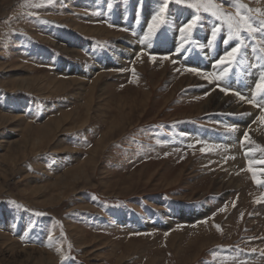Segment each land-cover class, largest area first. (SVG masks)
I'll return each mask as SVG.
<instances>
[{
  "label": "rangeland",
  "instance_id": "1",
  "mask_svg": "<svg viewBox=\"0 0 264 264\" xmlns=\"http://www.w3.org/2000/svg\"><path fill=\"white\" fill-rule=\"evenodd\" d=\"M242 2L264 10V0ZM165 3V22L146 40L160 58L145 57L143 70L140 41ZM194 14L197 26L181 33ZM229 32L225 19L176 0H0V264H264V184L253 180L264 179V156L248 171L244 136L235 144L220 120L249 104L226 88L241 112L203 106L208 94L223 96L218 52L249 42L251 67L262 61L264 30L255 42ZM171 34L194 39L183 56L192 66L175 61L177 49L163 52ZM207 55L215 65L202 68ZM238 55L229 70L242 67ZM252 141L250 157L264 155V139ZM184 208L203 212L178 216Z\"/></svg>",
  "mask_w": 264,
  "mask_h": 264
},
{
  "label": "snow or ice",
  "instance_id": "2",
  "mask_svg": "<svg viewBox=\"0 0 264 264\" xmlns=\"http://www.w3.org/2000/svg\"><path fill=\"white\" fill-rule=\"evenodd\" d=\"M178 4H187L189 8L195 9L197 13L203 11L205 13H211L212 16L219 19H225L228 24V28L230 32L235 35L237 38L241 37V33H247L248 36L255 39V36L258 32L264 30V10L260 8L252 9L249 8L248 5L244 4L242 0H220V3H216L215 0H176ZM229 3L232 5L236 11L226 12L223 10V4ZM38 6V5H37ZM167 8V3L163 7L159 9V11L152 16L151 21L147 25V31L144 33V36L141 38V44L146 40H150L151 37L157 34V29L161 27V25L165 22V11ZM241 10H244L243 12ZM198 16L193 15L192 19L189 20L186 24H184L179 31L181 33L191 34L193 29L197 26ZM259 25L257 27L256 25ZM220 31L219 27H214L212 30V36L215 38L216 33ZM187 42V41H185ZM227 43V41H225ZM261 45L259 46V52L264 55V37L261 38ZM183 45H181L182 47ZM242 45L240 43H236L234 47L231 48L230 51H227L223 56L216 61L217 65H224V71L219 75L215 76V80L223 79L225 75H227L229 69L232 67L233 63L237 61L238 54L241 52ZM179 48L177 51L179 52ZM255 50V49H254ZM168 57H164L167 59ZM174 62V61H173ZM192 72H197L198 69L191 68L188 69ZM211 82V81H210ZM222 91H226V89H221ZM264 93V74L259 77L258 82L255 85V90L252 92V99L247 102L253 104L254 107L259 108L261 115L258 119L261 122H264V102L258 103L256 97ZM236 95H240L236 93ZM241 100L246 99L244 96H240ZM231 131H236L235 128L230 129ZM244 141H248L250 143H254V141L249 140L248 132L244 134ZM211 150V149H208ZM264 151V148L260 149ZM201 151H205V149H201ZM248 171L252 172V168L249 167ZM253 180L257 184H264V179H256L255 173H253ZM223 211V209H221ZM219 227V226H217Z\"/></svg>",
  "mask_w": 264,
  "mask_h": 264
},
{
  "label": "bare ground",
  "instance_id": "3",
  "mask_svg": "<svg viewBox=\"0 0 264 264\" xmlns=\"http://www.w3.org/2000/svg\"><path fill=\"white\" fill-rule=\"evenodd\" d=\"M251 2V1H250ZM253 2H255V1H253ZM252 2V3H253ZM263 4V3H262ZM229 7V6H228ZM254 7V6H253ZM260 8V7H259ZM263 8V7H262ZM227 10V9H226ZM79 28H82V29H84L86 32H90V31H95L96 32V34L97 35H106V34H109V33H107V29L105 30V32L103 33L102 31H104V30H102V29H98V28H93V29H87L85 26H79ZM143 34V33H142ZM178 35V34H177ZM180 35V34H179ZM107 36V35H106ZM248 38H249V36H248ZM210 40V39H209ZM150 41V40H149ZM147 42L148 41H144V43L143 44H140V49H145V46H146V44H147ZM252 42V41H251ZM154 43V42H153ZM153 43H152V45H153ZM168 43V42H167ZM247 43H249V42H247ZM246 43V44H247ZM203 44V43H202ZM160 46V45H159ZM169 46V45H168ZM171 46V45H170ZM169 46V47H170ZM255 48V47H254ZM138 49V48H137ZM161 49V48H160ZM256 50V49H255ZM129 51H131V50H129ZM135 51V50H134ZM192 51V50H191ZM191 51H189V52H191ZM205 51V50H204ZM210 51V50H209ZM132 52V51H131ZM143 54H144V52H142ZM142 53H140V52H138L136 55H139V54H142ZM258 53V52H257ZM129 54H131V53H129ZM163 54V53H162ZM211 54V53H210ZM242 54V53H241ZM212 55V54H211ZM211 55H207V60L201 65V67L202 68H204V65H208V68H211V66L213 67V65H215V63H214V59H213V56H211ZM256 55V54H255ZM215 56V55H214ZM261 56V55H260ZM164 57H166V55L164 56ZM135 58H137V57H133V59H135ZM196 58V57H195ZM216 59V58H215ZM257 60V59H256ZM162 61V60H161ZM137 64H140V66L141 67H143L144 69L143 70H145L146 68V62H145V60H144V58H139L137 61ZM164 62V61H163ZM216 62V61H215ZM253 62V61H252ZM254 62H256V61H254ZM137 66V65H136ZM234 66V65H233ZM260 66V65H259ZM138 67V66H137ZM215 67V66H214ZM217 67V66H216ZM225 67V66H224ZM254 67V66H253ZM140 68V67H139ZM161 69L160 70H157V71H155V73L158 75V77H159V82H160V80L161 79H163L164 78V75L166 74V71H167V65L164 63V64H162L161 65V67H160ZM173 68V67H172ZM217 68H219V67H217ZM143 70H141V71H143ZM147 70V69H146ZM211 71V70H210ZM210 71H209V73H210ZM212 72V71H211ZM215 72L216 73H220V70H215ZM241 72V71H240ZM213 73V72H212ZM103 74H101L100 76L98 75H96L97 76V78H99V77H101ZM188 76V75H187ZM207 76H208V74H207ZM197 77V76H196ZM184 79H187L188 81L190 80V82H191V77L190 78H188V77H183ZM207 78V77H206ZM95 80V79H94ZM97 80V79H96ZM201 81V80H200ZM158 82V83H159ZM205 82V81H204ZM211 82H213V81H211ZM68 83V82H67ZM66 83V84H67ZM78 83V82H77ZM94 83V82H93ZM97 84V83H96ZM215 84V83H214ZM222 84V83H221ZM206 85V84H205ZM211 85V84H210ZM173 87H174V89L176 88H180L181 87V84L179 83V84H177V85H172ZM208 86V85H207ZM220 86V85H219ZM215 87V86H214ZM214 87H212V88H214ZM221 87V86H220ZM224 86H222V88H223ZM65 88V87H64ZM93 89H95V87H89V91H91V94L93 93ZM206 90H207V87H206ZM205 90V91H206ZM204 91V90H203ZM212 91V90H211ZM217 91V90H216ZM221 91V90H220ZM200 92V91H199ZM231 92V91H230ZM233 92V91H232ZM202 93H204V92H202ZM221 93V92H220ZM218 91L217 92H213V93H211V94H208V96H207V98L206 99H204L203 100V106L205 107V109L206 108H214V109H217V110H220V108H225V109H227V110H229L230 112H236V113H238L237 111L239 110V106H237L235 103H234V101H233V99L232 100H229L228 98H230V97H227L226 98V96H222L221 94H220ZM229 93V92H228ZM234 94V93H233ZM240 94V93H239ZM235 95V94H234ZM246 95V94H245ZM240 96V95H239ZM232 97V96H231ZM240 99V98H239ZM240 101H242V100H240ZM239 102V101H238ZM237 103V102H236ZM241 108V107H240ZM202 109V108H201ZM246 109V108H245ZM244 109V110H245ZM249 113H247V114H244V115H241V116H237V115H235V118L233 119V118H230L229 119V121L230 122H232V123H234V126H235V129H236V131L234 132V134H236V135H234L233 134V136H232V139L235 141V144H236V142L239 140V138L240 139H242L243 138V134H245V132H248V134H249V140L250 141H252V140H255V141H257V142H259V143H262L261 142V140H263L264 138H263V136H264V122H261L259 119H258V121L256 122V118L254 119V117H256V113H255V110L254 109H252V108H250L249 107ZM213 110V109H212ZM242 110V109H241ZM205 111V110H204ZM215 111V110H214ZM240 111V110H239ZM241 112V111H240ZM200 113H202V112H200ZM250 115H253L250 119H248V117L250 116ZM221 116V115H220ZM12 118V117H11ZM221 119V118H220ZM253 120V121H252ZM223 121V120H222ZM55 122H56V120L55 121H53L52 122V124L54 125L55 124ZM51 123V122H50ZM60 122H57L55 125L56 126H58V124H59ZM222 123V122H221ZM254 124H256L255 126H254ZM214 125V124H213ZM241 127H243V131L241 132V130H240V128ZM48 128V126H46V127H43L42 129H40V133H45L46 132V129ZM192 129V128H191ZM189 130V129H188ZM193 130V129H192ZM183 131V130H182ZM109 132V131H108ZM194 132V131H193ZM231 132H233V131H231ZM208 134V133H207ZM228 134V133H227ZM237 134H238V136H237ZM29 135V134H28ZM43 135V134H42ZM225 135V134H224ZM27 137V136H26ZM219 141H222L223 143H226L225 141H229L228 139H227V135L225 136V138H223V140H221V136L219 137ZM244 139V138H243ZM242 139V140H243ZM227 144V143H226ZM232 144H233V142H232ZM223 145H225V144H223ZM228 145V144H227ZM237 147H239V149L240 150H242V152H243V150H245V152H243L244 154H245V158L248 160V165H249V167H252L253 166V162H250L252 159H255V158H259V160L262 158V156H264V155H261V154H259L258 153V155H254V158L253 157H250L251 156V153H249V150H250V144H249V142L248 141H244L243 140V144L242 143H238L237 142ZM240 146H241V148H240ZM253 148V147H252ZM251 148V149H252ZM256 149V148H255ZM21 150V149H20ZM240 150H239V152H240ZM223 153V152H222ZM241 153V152H240ZM242 154V153H241ZM20 158V157H19ZM233 159H234V157H233ZM239 159V158H238ZM233 161V160H232ZM244 161V160H243ZM254 161V160H253ZM258 172V171H257ZM62 178V177H61ZM229 178V180H230V178L231 177H228ZM240 177H236V180H239V181H242V182H244L245 180L243 179V180H240L239 179ZM232 179V178H231ZM65 183V182H64ZM239 183V182H238ZM236 186V185H235ZM194 213H196V212H194ZM193 213V214H194ZM30 254V253H29ZM43 260L44 259H39L38 261L40 262V263H42L43 262Z\"/></svg>",
  "mask_w": 264,
  "mask_h": 264
},
{
  "label": "crops",
  "instance_id": "4",
  "mask_svg": "<svg viewBox=\"0 0 264 264\" xmlns=\"http://www.w3.org/2000/svg\"><path fill=\"white\" fill-rule=\"evenodd\" d=\"M227 35H229V34H227ZM140 56H141V58H144L145 59V57H146V55H145V53L143 54H139ZM147 60V59H146ZM149 60L150 61H152L151 60V58H149ZM151 64H153V62L151 63ZM122 71H125V70H122ZM134 70H129V72H133ZM175 71L176 70H172V71H170V72H172V73H174L175 74ZM241 71V72H240ZM238 73L239 74H245V75H251L252 73H256L254 70H238ZM135 75H138V73H136V72H133V76H135ZM261 208V207H260Z\"/></svg>",
  "mask_w": 264,
  "mask_h": 264
}]
</instances>
